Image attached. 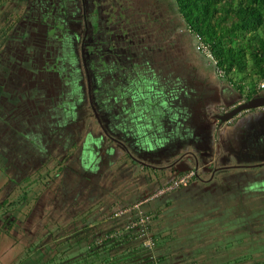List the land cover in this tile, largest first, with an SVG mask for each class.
I'll list each match as a JSON object with an SVG mask.
<instances>
[{"label":"flooded vegetation","instance_id":"obj_1","mask_svg":"<svg viewBox=\"0 0 264 264\" xmlns=\"http://www.w3.org/2000/svg\"><path fill=\"white\" fill-rule=\"evenodd\" d=\"M218 74L220 81L215 65L186 28L176 0H0V168L5 166L1 173L7 172L0 201L12 203L0 215L4 221L10 218V234L25 230L20 235L25 245L38 240L36 229H31L40 217V201L54 186L49 180L39 190L38 173L47 161L56 159L51 169L61 174L65 203L67 179L88 183L94 175L90 195H100L98 182L107 181L104 169L125 156L147 175L123 184L128 179L119 172L112 187L119 191L118 198L98 204L103 198L96 197L88 208L96 203L97 208L103 204L99 211L126 206L146 193L148 198L169 200L167 220H161L168 238L167 260L160 259L163 253L149 257L141 250L146 257L135 258L133 264H181L187 259L172 257V243L179 236L168 229V223L181 221L171 217L181 209L176 196L184 190H194L192 204L196 198L212 204L219 197L224 200L212 209L216 216L209 224L222 230L223 219L226 244L250 236L263 244L264 107L257 108L253 120L245 117L251 109L221 122L217 115L249 99ZM198 124L207 147L203 150L193 138ZM226 125L238 128L225 138L223 150L214 132ZM206 167L212 170L203 171ZM232 169L236 172H229ZM149 170L160 172L152 177ZM187 174L186 184L158 194L157 185ZM138 181L143 184L136 193ZM23 206L28 207L24 217L19 214ZM129 237L140 242L137 233ZM232 253L235 261L246 256ZM225 255L227 249L212 262L216 258V264H226L230 258ZM256 257L236 263L264 264Z\"/></svg>","mask_w":264,"mask_h":264},{"label":"rangeland","instance_id":"obj_2","mask_svg":"<svg viewBox=\"0 0 264 264\" xmlns=\"http://www.w3.org/2000/svg\"><path fill=\"white\" fill-rule=\"evenodd\" d=\"M205 55V54H204ZM206 56V55H205ZM207 57V56H206ZM212 62V61H211ZM214 64V62H212ZM215 65V64H214ZM216 73L217 75L215 76V79L217 81H220V77L218 76L219 71L216 68ZM258 114V110L257 109H253L251 111H248L245 115L246 118H250L252 117V120L254 117H256V115ZM243 119V120H246ZM262 122H264V120H262ZM238 128L237 126H225L223 128H221L220 130H218L216 133L214 132L215 137H217V141L218 142H223V140L225 138L234 136L236 129ZM185 148L190 150H194V146L191 145H185ZM264 145H261V149L263 150ZM122 158H120V160L116 159L114 160L111 165H107V167L104 169V173L107 174V181L104 182H98V186H101V191H100V195L99 192H95L94 191V195H90V190H91V186L89 183H91L90 181L94 182V175L90 176V178H88V183L85 181V179H83L84 182H80V179L77 178H70L67 179V184L69 188H66L65 191L67 194V199L65 200V203L63 202V196L61 195V193H63L64 189H63V185L61 183V174L57 173V169L53 168L51 169L52 166H55V164L53 162L56 161L53 160L52 163L50 162H46L45 163V167L43 169H41L39 171V177H38V184H39V190H41L43 187H45L47 185V182L49 180H57L56 182H54V186L52 187L50 192H47L46 196L40 201V207L38 209V213L39 216L37 218L36 221H34L33 227L31 230L36 229L35 231H37L38 233V238L43 236L45 233H47L48 230L52 231V235L44 238V243L49 242L53 239V237H56L59 240L64 239L65 237L69 236L70 233L72 231H74L77 227H80L81 229L84 228H88V227H92L94 226L95 228L99 227L101 228L102 226V233L106 232L107 230H109L110 228H118V231L121 233H124V231L126 232H130L132 230H128L126 228L127 224L129 223L130 220V216H122V217H115L113 215L114 212L119 211L120 209H123L127 206L133 205L138 203L139 201L142 200H147V202H145L142 206V211L144 212H149L152 215V220L150 222V224L148 226H146V228L148 227L149 229H147L146 233H143L142 230H135L133 232H130L129 234H133V233H137V236L140 238V241L138 244L137 242L134 240V242L131 241V243L123 246V248L121 250H128L130 249V247L135 246L137 244V246H141V244H144V247L147 249V256L149 255H157L160 254V252L166 253L168 251V247L163 246L167 243L168 238L164 235V233L160 232L157 233L154 237H156L157 243L159 245V248H150L147 247L145 245V243L149 240L153 239V231H155V227L153 226V230H152V225L153 222L156 224L158 223L157 219L159 220H167V209L169 210V208L167 207V203L166 202L163 206L162 209H158L157 210V204L160 201V199H165V198H153V197H149L150 194L146 193L144 195L141 196V198L139 200L134 201L133 203L126 205V206H111L109 208H107L106 210H100V208L103 206V204L97 208L96 204L95 206H92L91 208H88L89 203H91V200L93 201L96 197L97 198H103L101 199L98 204H101L104 200L103 203H107L111 201V198L113 196V199H117L118 197L116 196L119 191L118 190H113V186L116 183V176H118V173L122 171V174H124V177H127L128 181L125 180L123 181V184H127V182L129 183L130 180L129 178H134L136 180L138 179H142L141 176H143V174L146 176L147 173H145V170L143 168H141V165H138L136 163H134L133 161H131L130 158H125V156H121ZM194 160V159H193ZM124 161V162H123ZM233 161V160H232ZM124 163V164H122ZM122 165L124 166L122 168ZM128 166V168H126ZM195 167V164H194ZM5 169V166H2L0 168V173L1 170ZM246 169H241V171H244ZM150 174L152 177H156L159 175L158 172L160 171H154V170H149ZM255 171V170H254ZM127 172V173H124ZM229 172H236L235 169L230 170ZM7 174V172H6ZM1 173V179L2 181H0V187L1 185H3L6 182V178L7 175ZM150 174L148 175V178L150 179ZM222 174H220L221 176ZM202 178L206 177L207 174H202L201 175ZM261 177L263 176L260 175ZM65 178V176L63 177ZM85 178V177H83ZM123 178V177H120ZM177 178H173V180L165 183V181H163V183L160 185L156 186V189L158 190L157 192H159L163 187H165V185H167L168 183L176 180ZM219 179V174L216 175L214 182H218ZM139 180V181H140ZM135 181V180H134ZM138 181V185L136 186V188L134 189L133 192H138L139 191V187H142L141 182ZM125 182V183H124ZM76 185L78 187H76ZM79 188L82 190L80 192ZM144 188H141V191H143ZM151 189L155 190V187L152 186ZM73 190L75 192H73ZM79 190V191H78ZM175 190V189H174ZM174 190L162 193V194H167V193H171ZM81 194V197H80ZM62 196V198H61ZM79 197L81 199V203L79 202ZM180 199H182V196L179 195L178 196ZM150 200V201H148ZM84 201V202H83ZM116 201V200H114ZM224 200L220 199L218 201H216L217 204L222 205L224 204L223 202ZM83 202V203H82ZM111 203V202H110ZM182 204V202H180ZM47 206H44V205ZM156 206V211H152L151 208ZM28 212V207L23 206L22 208H20V216L24 217V215ZM211 214V213H209ZM38 215V214H37ZM189 216H191V218H189ZM193 216V218H192ZM216 214L211 215V217H215ZM188 218L185 221H183V218ZM180 218L181 221L177 222L176 224L172 223H168V225H170L171 227H174L177 229L178 234L177 236H179L177 238L176 241H174L172 243V245L174 246V251H173V255H178V257L182 258H186L187 259L185 261H182L181 264H216L217 261L215 260V262H207L205 263L204 260H206V258H201L204 255H200L201 253H199L201 249H204L205 246L209 245L210 243H213L214 241L217 240H223V238H221L219 235L222 234L221 230H219V228L217 226V228L213 227V224H211L212 226H209L205 229H201L200 228V224H205L202 223L201 220H203V218H205L204 213L202 212V210L199 208V204H186L185 206H181V209H179L178 212H176L173 217H171V220L173 221H177V219ZM125 221V223L122 226H117L118 223ZM206 221L208 223H210V219L208 217V219H206ZM201 222V223H200ZM207 223V224H208ZM101 224V225H100ZM217 224V223H215ZM61 225V226H60ZM65 225V226H63ZM76 228H73L75 227ZM165 226V225H163ZM188 226H190V228H188ZM71 227V228H70ZM6 228L2 222L0 221V264H5L6 260L11 258L10 261H14L13 259H16L17 264H19V262L22 260L23 256L26 255L24 249L22 248V245H24L25 242V238L21 237L20 235L24 234L25 230H22V232L16 233L14 234V238L12 237H8L6 234ZM70 228V229H69ZM121 230V231H120ZM77 231V230H75ZM164 232V231H163ZM202 236L203 239L208 240L207 241V245H201L200 241L198 240V237ZM201 237V238H202ZM213 237V238H212ZM218 238V239H217ZM66 239V238H65ZM133 239V238H132ZM200 239V238H199ZM22 240V241H21ZM55 242V241H54ZM27 243V242H25ZM215 243V242H214ZM22 244V245H20ZM223 243L217 244L214 247V250L216 251V249H219L222 247ZM170 245V244H169ZM227 247V248H225ZM234 247H237V249H233ZM86 246L85 245H81L80 247H76L74 250L71 251V254H75L77 252H81L83 250H85ZM201 248V249H200ZM224 249H227V255L225 256H230V259L228 261H226V264H235L238 260H243V259H250L252 257H258V258H262L264 259V246L257 242V238L256 237H244L241 238L239 241H235V242H230L227 243L225 245H223ZM211 249V247H210ZM142 250H144L142 248ZM218 250V251H219ZM239 253V255H246L238 260H234V257L232 255H234L232 252L235 251ZM145 251V250H144ZM199 251V252H198ZM142 252V251H141ZM230 252L232 254H230ZM144 254L142 253V256ZM145 256V255H144ZM143 256V257H144ZM146 257V256H145ZM256 257V258H257ZM135 259L132 260H128V261H134ZM139 260V259H138ZM207 261V260H206ZM136 262V261H135ZM251 261H247V262H240V263H236V264H247ZM255 262V261H253ZM134 262L130 263L133 264ZM121 264H124V262H121Z\"/></svg>","mask_w":264,"mask_h":264},{"label":"trees","instance_id":"obj_3","mask_svg":"<svg viewBox=\"0 0 264 264\" xmlns=\"http://www.w3.org/2000/svg\"><path fill=\"white\" fill-rule=\"evenodd\" d=\"M176 2L186 28L194 36L198 33L202 37L214 56L215 67L224 74L226 80L237 84L247 99L259 95V84L264 80V0ZM59 167V170L63 168ZM26 198L27 195L23 197ZM8 204L12 203L7 198L0 201V211ZM0 221L7 227V236L14 238L10 234V218L4 221L0 215ZM101 229L102 226L84 229L77 227V231H72L66 239L53 237L44 243L46 236L43 235L29 245L20 244L26 255L19 264H130L136 260H128L140 259L142 248L147 251L143 243L121 250L132 240L129 233L133 230L120 233L118 228H110L102 233ZM49 232L51 234L53 230ZM153 242L154 248H159L156 237H153ZM81 245L86 246L85 250L71 254L72 250ZM159 257L167 260L168 254L163 253ZM10 259L5 264H17L16 259L13 262Z\"/></svg>","mask_w":264,"mask_h":264},{"label":"crops","instance_id":"obj_4","mask_svg":"<svg viewBox=\"0 0 264 264\" xmlns=\"http://www.w3.org/2000/svg\"><path fill=\"white\" fill-rule=\"evenodd\" d=\"M201 124H198L197 125V127H198V129L196 130V132H195V134H194V136H193V138L197 141V142H199L198 144H197V146H198V149H200V150H203V149H205V148H207L206 147V145L203 143V141H202V136L204 135V132L202 131V128H201ZM196 142V143H197ZM214 145V144H213ZM212 145V146H213ZM223 145H225V139L223 140V142H220V148L221 149H225V147H223ZM213 148H214V146H213ZM222 154H224V151L222 152ZM196 190H197V188H196ZM216 192H219L218 190H214V193H216ZM194 194V190H192V191H187V190H184L183 191V193H182V199H181V201H182V204H183V206H185L186 204H189V205H191L192 204V202H195L194 200H191V199H193L192 197L194 196L193 195ZM199 196V195H198ZM176 198H179L178 196H176ZM197 199V203L196 204H199V208L202 210V212L204 213V216H205V218H203V220H201L202 221V223H205V224H200V228L203 230V229H205L206 230V228L207 227H209V226H212L211 224H209L207 221H206V219H208V217H209V219H210V221H211V214H209V213H212L211 211H212V209H214L216 206L218 207V205L217 204H212V203H208L207 201H204V200H202L201 198L200 199H198V198H196ZM222 200V198L221 197H219L218 199H217V201L218 200ZM169 201V200H168ZM167 200H163V201H160L156 206L158 207L157 208V210L159 209H162L163 208V206H164V204L166 203V202H168ZM216 202V201H215ZM156 206L155 207H152L151 208V210L153 211H156ZM220 207H221V205H220ZM158 210V211H159ZM184 219V218H183ZM222 220L223 219H221V221H220V228H222V230H221V232H222V235H219L221 238H224L223 237V233H224V231H225V229H223V228H225V224L222 222ZM157 221H158V223H154L153 222V225H152V230H153V226L155 227V231H153V233L152 234H157V233H160V232H166V227L165 226H163V222L161 221V220H159V219H157ZM209 221V222H210ZM125 223V221H122L121 223L119 222L118 223V225L117 226H122L123 224ZM201 223V222H200ZM208 223V224H207ZM219 223V221L217 222V224ZM188 228H190V226H188ZM168 229L169 230H171V229H173V230H175V231H177V229L176 228H174V227H168ZM175 231H174V233H175ZM178 232V231H177ZM177 234V233H176ZM202 236H200V237H198V240L200 241V243H201V245H207L206 243H207V241L208 240H205V239H203V237L201 238ZM200 238V239H199ZM213 238V237H212ZM218 239V238H217ZM215 242V243H214ZM213 243H210L209 245H207V246H205L204 247V249H201V250H199L198 252L199 253H201L200 255H204L203 257H201V258H206V262L205 263H207V262H210V261H213V257H215L216 255H220V257L222 256V254H223V251H225V249H222V247L220 248V250L219 249H216V251L214 250V247L213 246H215V245H217V244H220V243H223L222 244V246L223 245H225L226 243L223 241V240H217V241H214ZM261 244H262V242H261ZM263 246H264V243L262 244ZM165 246V245H164ZM167 247V246H166ZM210 247H211V249H210ZM219 250V251H218ZM161 253V252H160ZM163 253V252H162ZM222 253V254H221ZM239 253H235V257L238 255ZM233 257H234V255H232ZM228 258H230V256H227ZM210 259V260H209ZM215 260H216V258H215ZM215 262V261H214Z\"/></svg>","mask_w":264,"mask_h":264},{"label":"built area","instance_id":"obj_5","mask_svg":"<svg viewBox=\"0 0 264 264\" xmlns=\"http://www.w3.org/2000/svg\"><path fill=\"white\" fill-rule=\"evenodd\" d=\"M195 39H196V44H197V48L204 53L207 58H209L212 62H214V64L216 63L214 56L211 52V50L209 49L208 45H206L203 40L202 37L197 33L195 34ZM219 71V70H218ZM221 73V71H219ZM259 88L260 89H264V80L260 82L259 84ZM229 109H225L222 108V112H225ZM191 174H187L184 175L180 178H177L176 180L168 183L167 185H165V187H163L158 194H162L171 190H174L176 188H178L180 185L186 184L188 182V178ZM147 202V200H142L139 201L136 204L127 206L123 209H120L119 211H116L113 213V215L115 217H122V216H130V220L129 223L127 224L126 228L129 230H142L143 233L147 232V229H149L148 227L146 228V226H148L152 220V215L149 212H144L142 211V206L143 204ZM145 245L147 247H154V242L153 239L149 240L145 243Z\"/></svg>","mask_w":264,"mask_h":264},{"label":"water","instance_id":"obj_6","mask_svg":"<svg viewBox=\"0 0 264 264\" xmlns=\"http://www.w3.org/2000/svg\"><path fill=\"white\" fill-rule=\"evenodd\" d=\"M264 107V94L257 95L242 104L238 105L237 107L231 109L230 111L217 115V119H219L221 122H228L234 119L237 115L241 114L243 111H248L251 109H257V108H263ZM195 167L198 170L199 164L198 159H196ZM207 165V164H206ZM209 167V166H207ZM202 168L203 171H209L212 170L211 168Z\"/></svg>","mask_w":264,"mask_h":264}]
</instances>
